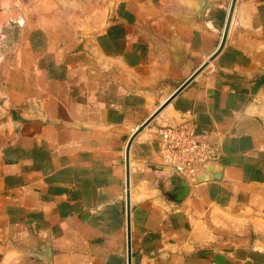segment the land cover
<instances>
[{
  "label": "crops",
  "instance_id": "obj_1",
  "mask_svg": "<svg viewBox=\"0 0 264 264\" xmlns=\"http://www.w3.org/2000/svg\"><path fill=\"white\" fill-rule=\"evenodd\" d=\"M231 2L0 0V264H128L127 190L131 264H264V0L128 148ZM181 123L219 149L197 177L158 153Z\"/></svg>",
  "mask_w": 264,
  "mask_h": 264
},
{
  "label": "built area",
  "instance_id": "obj_2",
  "mask_svg": "<svg viewBox=\"0 0 264 264\" xmlns=\"http://www.w3.org/2000/svg\"><path fill=\"white\" fill-rule=\"evenodd\" d=\"M160 136L158 153L161 162L185 178L199 176L202 169L219 156L217 147L196 139L192 125L188 123L165 126Z\"/></svg>",
  "mask_w": 264,
  "mask_h": 264
},
{
  "label": "water",
  "instance_id": "obj_3",
  "mask_svg": "<svg viewBox=\"0 0 264 264\" xmlns=\"http://www.w3.org/2000/svg\"><path fill=\"white\" fill-rule=\"evenodd\" d=\"M235 3H236V0H232L229 11H225L223 16H222V27L224 28L223 37H222L221 43L218 46V48L216 49V51L213 54H211L209 56V59L207 61H205L195 72H193V74L191 76H189V78H187V80H185L183 82V84L172 94V96H170L163 104H161L159 106V108L151 116H149L147 118V120H145V122L138 128V130L130 138V140L128 142V148H129L132 140L134 139V137L137 135L138 131L140 129H142L143 127H145L148 123H150L152 121V119L158 114V112L166 105V103L168 101H170L176 94H178L209 63V61L214 59V57L221 51V49L223 48L225 41H226L227 33L229 30L230 22H231L234 7H235ZM128 148H127V152H128ZM127 173H128V169H127ZM128 176H129V173H128ZM127 188H129V179L127 180ZM127 218H128V250H127L128 252H127V257H128V264H131L129 190H127Z\"/></svg>",
  "mask_w": 264,
  "mask_h": 264
}]
</instances>
